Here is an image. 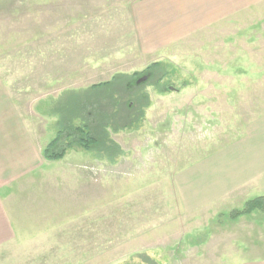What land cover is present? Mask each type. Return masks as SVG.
Segmentation results:
<instances>
[{
    "label": "rangeland",
    "instance_id": "1",
    "mask_svg": "<svg viewBox=\"0 0 264 264\" xmlns=\"http://www.w3.org/2000/svg\"><path fill=\"white\" fill-rule=\"evenodd\" d=\"M135 1L0 0V95L12 108L3 111L44 148L61 118L77 116L79 125V107L97 97L93 84L137 73L129 82L148 100L129 127H107L121 151L113 161L74 146L34 184L15 185L0 264L264 256V213L230 218L264 193V0L246 8L217 0L233 13L157 50L141 45ZM252 42L255 57L242 59V44ZM154 62L160 67L149 68Z\"/></svg>",
    "mask_w": 264,
    "mask_h": 264
},
{
    "label": "crops",
    "instance_id": "2",
    "mask_svg": "<svg viewBox=\"0 0 264 264\" xmlns=\"http://www.w3.org/2000/svg\"><path fill=\"white\" fill-rule=\"evenodd\" d=\"M234 1L243 8L253 2V0ZM216 3L217 0L135 1L131 4V13L135 19L141 45L146 50L162 49L197 27L226 17L235 10L221 11ZM230 3L233 4V1L231 0ZM251 36L255 34L252 33ZM255 44L254 42L242 44L245 46L239 53L242 59L247 57V61H251L255 57ZM239 49L236 47L237 52L240 51ZM4 100L5 98L0 95V242L9 238L8 235L11 233V219L6 204L15 185L16 189L20 190V183L24 181L27 184H34L36 176L44 174L43 170L46 167L58 164L60 161L44 158L42 141L37 139V134L25 123L12 116V113H4V109H12L11 104ZM260 169L264 174V163L261 164ZM259 196H264V193ZM241 264H264V256Z\"/></svg>",
    "mask_w": 264,
    "mask_h": 264
},
{
    "label": "trees",
    "instance_id": "3",
    "mask_svg": "<svg viewBox=\"0 0 264 264\" xmlns=\"http://www.w3.org/2000/svg\"><path fill=\"white\" fill-rule=\"evenodd\" d=\"M160 67V63H151L149 68ZM133 73L132 76H136ZM132 76L115 74L109 81L99 82L89 86L98 89L97 97L87 107H79V125L71 122L77 116L61 118L63 124L59 127L56 137L51 140L43 150L47 160H57L64 156L65 151L71 147H80L88 151H95L105 155L110 161L121 153L119 146L108 140L107 127L113 130L129 127L138 120L133 118L134 113H141L148 106L146 94H142L139 85L129 82ZM163 76V75H162ZM161 77L156 79L158 84ZM123 98H128L130 105L125 106ZM72 119V120H71ZM121 123V125H117ZM254 211L264 213V196H257L247 200L242 209L232 210L230 218L236 219L242 215H249Z\"/></svg>",
    "mask_w": 264,
    "mask_h": 264
}]
</instances>
